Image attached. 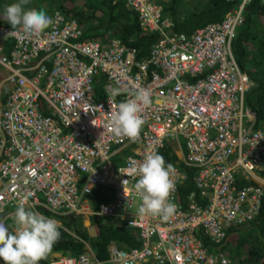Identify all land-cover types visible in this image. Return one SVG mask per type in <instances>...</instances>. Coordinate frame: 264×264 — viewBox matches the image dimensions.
Returning <instances> with one entry per match:
<instances>
[{
  "label": "built area",
  "instance_id": "2783aa9c",
  "mask_svg": "<svg viewBox=\"0 0 264 264\" xmlns=\"http://www.w3.org/2000/svg\"><path fill=\"white\" fill-rule=\"evenodd\" d=\"M121 1L144 30L160 34L143 60L119 40L109 48L80 40L78 23L59 11L51 16L53 25L31 39L0 15V67L8 72L6 82H16L0 118V213L21 202L53 217L89 213L94 220L127 222L143 238L141 248L131 251L112 246L109 260L93 252L69 253L51 264H141L151 258L159 264L164 257L205 262L207 248L196 230L204 227L220 240L243 204L258 201L261 192L232 186L234 174L248 176L264 165V132L255 128L256 117L245 104L251 81L232 50L253 0H227L236 5L224 21L191 34L172 29L163 0ZM136 88L149 94L150 103L140 105L145 123L135 142L116 139L107 128L109 114ZM41 97L51 104L49 119L38 110ZM55 116L75 133L55 125ZM135 144L139 157L115 165L114 147ZM163 145L171 146L183 170L197 168L203 193L208 187L213 196L206 206L191 203L166 221L138 214L136 180L127 177L133 162ZM185 177L175 170L172 194ZM93 187L114 189L117 204L92 211L87 195Z\"/></svg>",
  "mask_w": 264,
  "mask_h": 264
},
{
  "label": "trees",
  "instance_id": "16d2710c",
  "mask_svg": "<svg viewBox=\"0 0 264 264\" xmlns=\"http://www.w3.org/2000/svg\"><path fill=\"white\" fill-rule=\"evenodd\" d=\"M25 6L32 8L33 2ZM38 0H36L37 2ZM51 5L47 13L61 10L71 19H75L82 31L83 41H100L107 48L112 46V41L119 40L132 48L137 49V58L145 59L152 45L159 39L160 34L144 30L138 20L137 14L128 8L121 0H49ZM18 2V0H0V12L4 11L5 5ZM163 17L170 19L175 32L191 34L198 28L208 24L224 21L227 14L232 12L236 3L227 0H163ZM75 4L73 7L72 5ZM232 50L243 74L251 81V87L245 94V104L256 115L255 127L264 131V3L253 0L244 13L242 23L238 27L236 38L232 43ZM3 51L10 52L7 42L3 43ZM7 94L1 97L2 108L5 106ZM129 149L121 150L115 165H123L125 157L130 154ZM171 155L167 153V157ZM172 161H177V156L172 155ZM196 168L189 169L187 180L181 186V191L186 199L194 192L195 199L206 204L208 199L201 197V189L196 184L194 176ZM264 176V170L261 172ZM237 186L253 185L255 181L246 179L239 174L235 180ZM102 190L93 189L88 195L92 202V208L97 211L102 202H108L114 189L107 188L105 195ZM100 195L105 199H100ZM109 199H108V198ZM186 203V201H185ZM64 226L60 227L61 237L54 244L51 252L42 264H49L52 254L72 253L79 254L84 250V243L80 238L90 242L97 256L109 260L111 252L110 245L114 242L119 248L131 251L141 248L143 238L137 235L134 228L127 222L94 221L96 235H91L84 226L83 217L71 215L62 218ZM239 232V239L230 245L228 239L222 245V251L228 254L233 264H264V203L261 213L243 228H231L229 234ZM242 231V232H241ZM197 236L201 238L198 230ZM210 250H215V245H210L205 240ZM221 252V250H217Z\"/></svg>",
  "mask_w": 264,
  "mask_h": 264
},
{
  "label": "clouds",
  "instance_id": "9594fccd",
  "mask_svg": "<svg viewBox=\"0 0 264 264\" xmlns=\"http://www.w3.org/2000/svg\"><path fill=\"white\" fill-rule=\"evenodd\" d=\"M29 3L30 0H18V2L5 5L3 11V19L6 20L7 23L11 26V29H19L27 38L31 39L40 37L46 29L50 28L53 25L54 21L51 16L57 13L58 11L65 15L68 19L76 21L75 19H71L66 13H63V11L61 10H55L52 13H47L48 10L46 11L43 8H25V6ZM81 37L80 40H82ZM5 79L6 77L0 79V86L3 87V89L5 90L4 94H7L4 108H2V103L0 100V118L3 116L4 112L8 107L7 101L12 93V90H14L16 83L6 82ZM8 85L11 86V89L9 91L5 89ZM129 95L132 97L131 99H127L124 102H121L118 105L117 110L110 112L109 123L107 125V128L112 132L113 136L116 139L127 138L130 141L135 142L139 138L141 128L145 123V121L140 115V105H148L150 103V98L147 91L143 88H136L131 91ZM253 114L256 117L255 113ZM163 146L165 147H163L158 153L147 154L141 163L136 164L133 162L128 169L127 177L131 176L136 180L134 184V191L139 195L141 199V204L138 208V214L141 217H144L145 215H151L166 221L172 216H176L181 209L186 210L187 206L191 203H196L200 206H206L210 203L211 198H213V196L211 195L210 189L208 187L205 193H203V189L205 187L199 185L197 181V177L199 176L197 171L196 175L194 176V180L201 189V197L207 198L208 201L206 204L199 203L194 197V192L190 193V195H188L185 199V195L181 191V186L187 180L189 170H183L182 166L178 165V160H171L172 155H176L177 159H179L178 155L173 152L171 146ZM123 149H129L131 152L128 156L125 157L124 164L128 161L130 157H139L137 151L140 149V146L138 144H135L115 146V154L112 156V158L116 159L118 153ZM168 152L171 153L169 157H167ZM262 160L264 161V157ZM259 167L254 169V171L248 176H246L243 172L234 174V182L232 183V186L234 185L237 188L257 186L261 189V192L258 196V201L252 203L247 201L243 204L240 209V214L229 224H227L226 227L223 229V237L220 240L214 239L209 233L205 231L204 227H199L196 230V232L198 230L201 232L202 237L200 238V240L204 242V245L207 248V260L205 262H187L183 260L177 261L175 259H171L170 257H164L162 258L159 264H213L212 262H215V264H233L230 256L222 251V245L226 239H228L230 245L236 243L239 239V232L235 231L229 234V230L231 228H243L244 230L245 227L250 223V221L261 213V209L264 203V176L261 172L264 170V165L261 169H259ZM175 170L181 173L184 172L186 177L183 182L179 184V186H177V192L175 194H172L175 191V183L172 178L175 174ZM239 174L243 175L246 179L255 181V183L253 185H245L242 187L237 186L235 180ZM125 183H127V180L123 181V184ZM93 189L98 190L99 188L93 187L90 193H92ZM101 194L105 195L103 191ZM109 198L110 200L108 202H102L101 204H99L100 208L102 205L110 204V206H115L117 204L115 193H113L112 196ZM101 199H105V197L100 195L99 201ZM140 199L138 200V202H140ZM88 203L90 205L91 210L95 211L92 208V202L89 197ZM7 211L8 213H6L0 218V264H39L42 259H45L47 257V255L51 252L54 244L60 239L61 232L59 229L60 227L64 226L62 220V218L64 217H69L71 215L81 216L83 217V222L84 220H86V217H88L89 225L86 226L84 222V226L88 229L89 233V227H93L92 229L95 231L94 221H107L105 219L94 220L91 218L89 213H69L56 217L45 216L43 215L42 211L35 212L33 209H26L24 203L21 202V204L17 207L15 213H13V226L9 228L5 219L11 214V210L6 209L0 214H3ZM47 214L50 215L49 213ZM116 222L117 223L115 224H118L120 223V220L117 219ZM65 229L70 232L67 227H65ZM70 234H73V232H70ZM90 234L92 235V233ZM137 235L139 234L137 233ZM156 237V235L153 237L154 241ZM80 240L84 243L85 246L84 250L81 253L93 252L94 254H96L90 242L82 238H80ZM205 240H207L210 245H215L216 249L211 251L209 245L207 246V244L205 243ZM115 245L118 246V244L114 242L112 245H110V249L112 246ZM120 250L126 251L125 249L121 248ZM217 250H221V252H218ZM67 254L69 253L52 254L53 258L49 261V264H51L53 260H56L60 256ZM153 263L154 260L151 258L149 262H144L141 264Z\"/></svg>",
  "mask_w": 264,
  "mask_h": 264
},
{
  "label": "rangeland",
  "instance_id": "374dc122",
  "mask_svg": "<svg viewBox=\"0 0 264 264\" xmlns=\"http://www.w3.org/2000/svg\"><path fill=\"white\" fill-rule=\"evenodd\" d=\"M50 5H51V1H49V0H38L37 2H36V0H35V1L33 2V6H32V8H36V9H41V8H43L44 10L47 11V10L49 9V6H50ZM72 6L74 7L75 4H73ZM0 14L3 15V12H0ZM7 75H8V72L0 68V79H3V78H5V77H7ZM8 209L11 210V214H10L5 220H6V223L8 224V227L11 228V227L13 226V223H14V221H13V213H15L17 207L12 206V207H10V208H8ZM43 215H45V216H50V217L52 216V215H48V214H46V213H44V212H43ZM84 222H85V225H86V226L89 225V223H88V222H89L88 217H86V220H84ZM114 223H117V222L114 221ZM89 228H90V233H92V235H96V232L92 229L93 227H89ZM241 232H242V231H241ZM239 234H240V233H239Z\"/></svg>",
  "mask_w": 264,
  "mask_h": 264
},
{
  "label": "flooded vegetation",
  "instance_id": "af4514ba",
  "mask_svg": "<svg viewBox=\"0 0 264 264\" xmlns=\"http://www.w3.org/2000/svg\"><path fill=\"white\" fill-rule=\"evenodd\" d=\"M5 93V90L3 89V87L0 86V100H1V97L4 95ZM41 103H43L47 108H45L44 106V110L41 108ZM37 105H38V110L40 111V113L49 119V115H50V107H51V104L48 103L43 97H41L38 102H37ZM249 108V107H248ZM250 109V108H249ZM55 125L59 126L64 132L66 133H69V134H74V130L73 128L70 126H67L63 123V119L60 117V116H55L53 118V121H52Z\"/></svg>",
  "mask_w": 264,
  "mask_h": 264
},
{
  "label": "water",
  "instance_id": "95a60500",
  "mask_svg": "<svg viewBox=\"0 0 264 264\" xmlns=\"http://www.w3.org/2000/svg\"><path fill=\"white\" fill-rule=\"evenodd\" d=\"M7 91H9L10 89H11V86L10 85H8V86H6V88H5ZM6 213H8V211L7 212H5V213H3V214H0V218L3 216V215H5Z\"/></svg>",
  "mask_w": 264,
  "mask_h": 264
},
{
  "label": "crops",
  "instance_id": "0c3cea01",
  "mask_svg": "<svg viewBox=\"0 0 264 264\" xmlns=\"http://www.w3.org/2000/svg\"><path fill=\"white\" fill-rule=\"evenodd\" d=\"M53 258V257H52ZM39 264H42L41 261L39 262Z\"/></svg>",
  "mask_w": 264,
  "mask_h": 264
},
{
  "label": "bare ground",
  "instance_id": "6f19581e",
  "mask_svg": "<svg viewBox=\"0 0 264 264\" xmlns=\"http://www.w3.org/2000/svg\"><path fill=\"white\" fill-rule=\"evenodd\" d=\"M59 111V110H58Z\"/></svg>",
  "mask_w": 264,
  "mask_h": 264
}]
</instances>
